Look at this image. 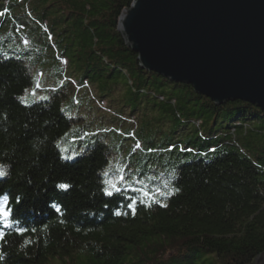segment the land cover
Masks as SVG:
<instances>
[{
    "label": "trees",
    "instance_id": "1",
    "mask_svg": "<svg viewBox=\"0 0 264 264\" xmlns=\"http://www.w3.org/2000/svg\"><path fill=\"white\" fill-rule=\"evenodd\" d=\"M132 1L0 0V203L11 209L0 221V264H252L264 250V158L247 154L234 133L256 120L264 127V111L240 100L215 105L142 69L117 30ZM55 29L62 51L50 56ZM42 80L37 90L47 96L24 102ZM81 89L85 102L70 99ZM110 97L118 127L98 126L75 158H62L59 139L76 122L67 111L101 109ZM263 127L252 131L264 136ZM124 167L132 186L159 187V202L141 203L138 192L106 196V178L114 183ZM125 196L137 201L134 214Z\"/></svg>",
    "mask_w": 264,
    "mask_h": 264
},
{
    "label": "water",
    "instance_id": "2",
    "mask_svg": "<svg viewBox=\"0 0 264 264\" xmlns=\"http://www.w3.org/2000/svg\"><path fill=\"white\" fill-rule=\"evenodd\" d=\"M117 30L142 69L264 111V0H133Z\"/></svg>",
    "mask_w": 264,
    "mask_h": 264
},
{
    "label": "rangeland",
    "instance_id": "3",
    "mask_svg": "<svg viewBox=\"0 0 264 264\" xmlns=\"http://www.w3.org/2000/svg\"><path fill=\"white\" fill-rule=\"evenodd\" d=\"M52 33H53L52 35H54L53 36L54 38L52 41H50L51 46L48 49L50 56L55 55L56 52L60 53L62 51V46H61V43L59 42V37H58V30L55 29V30H53ZM48 38H49V36H48ZM50 63H53V62H50ZM50 63L48 65H51ZM35 74H36V70L34 69V71H33L34 80H35V76H36ZM67 74L69 76L72 75L71 67L68 70ZM79 74L80 73H77L76 75L79 76ZM40 84H41V86L44 87L46 82L44 80H42L40 82ZM35 86H36V84L34 82V84L24 92V94L22 96V100L24 102L27 103V102L32 101V100L43 99V98H45V96H47L46 92L43 89L37 90V89H35ZM32 91H35V95H32ZM87 96H88V92L85 89H81L78 91L74 90L70 94V99L73 97H77V99L80 100L81 102H85V99ZM118 96H119V98H118V100H119L120 99L119 93H118ZM115 97L117 98V95ZM116 98H114V99H113V97L107 98L102 102V105L108 107V105L110 104V106L112 108H114V107L116 108L117 107L115 104ZM67 102H69V99L63 102V104H62L63 108H66ZM67 114H69V116H72L73 118H75L76 122H74L71 125V127L59 139V143H58L59 149L61 152V156L64 158H70V159L75 158L79 154V152L81 151V146H83L84 140L86 138H88L89 134L93 133L94 130L98 126H100V128H102L101 131H103L104 125L106 128H108V130L112 129L111 126L118 127V123H116L117 121L115 120V118H113V116H110L106 110L99 109L91 103L87 104V105H83L82 107H80L79 110H77L76 108H73V110L67 111ZM221 120H223V119H220V121ZM130 122L133 123L134 125H136V122L133 120V117L130 119ZM210 122L214 123V120H210ZM119 126H121V125H119ZM220 126H221V124H219V123L216 126H214L213 127V129L215 130L214 132L219 131ZM222 126L224 128H226L227 123H225V121H224ZM260 127H263V126L260 123H258V121L256 120L254 122L249 123L247 130H246L247 133L246 132L243 133L242 128H239L236 130V132H234L236 134V143L241 145V147L246 150L247 154H249L253 158H261V157L264 158V136H262L261 134H256L253 132L254 130L260 129ZM208 128H209V124H207L205 122L201 125V130L205 134L208 132ZM262 129L264 130V127ZM123 130L125 132H127L131 129H129L128 125H123ZM224 130H226V129H224ZM101 131H97V132H101ZM86 133H88V135H86ZM215 134L219 135V133H214L213 135H215ZM228 134L230 137H233L232 133L228 132ZM109 136L114 137V135L111 133H109ZM72 138H76V140H72ZM125 144L132 145V140L125 141ZM115 157H116V154H113L111 156L108 168H111V166H110L111 163L114 164ZM0 167H2V166H0ZM112 168H114V165L112 166ZM3 170H4V168H3ZM106 181H112V178H110V176H109L108 178H106ZM165 249H166L165 247H162V249L158 252L157 255H160L162 252H165L166 251ZM170 253L171 252H167L166 255H170ZM55 264H76V262L71 260L68 263H63V261L58 259Z\"/></svg>",
    "mask_w": 264,
    "mask_h": 264
},
{
    "label": "snow or ice",
    "instance_id": "4",
    "mask_svg": "<svg viewBox=\"0 0 264 264\" xmlns=\"http://www.w3.org/2000/svg\"><path fill=\"white\" fill-rule=\"evenodd\" d=\"M36 86L39 87V84L37 83ZM33 95H35V92H33ZM137 147H139V145H137ZM147 151L152 152L153 149L149 148V149H147ZM169 151H171V149H169ZM5 174L6 173L3 170V168L0 167V177L4 176ZM106 184H108L110 186V189H111V190H109L108 187H106L104 189L106 196L111 197L116 193L138 192L142 196V200L140 201L141 203H143L145 199L149 202H159L156 197L158 194H160V189H153L152 191H149L147 189L146 184H144V182L140 181V180L135 181V184L140 185L139 187L132 186L131 184L128 183V181L125 180L122 170H121V172L118 176V179L116 180L115 183H113L112 181H106ZM57 187L59 189H62V190H67V188L70 186L61 183V184L57 185ZM172 191H178V189H172ZM124 198L131 200V202L127 204V207L134 214L135 213V205H136L137 201L135 199H131L128 196H125ZM3 200H4V202H6L7 197H4ZM55 210L57 212L60 211L59 207H56ZM114 214L115 215H121L122 213L116 212ZM10 216H11V209L6 208L5 203H0V221H7ZM3 226L8 227L9 225L7 223H5ZM17 231L22 234L24 229H17Z\"/></svg>",
    "mask_w": 264,
    "mask_h": 264
},
{
    "label": "built area",
    "instance_id": "5",
    "mask_svg": "<svg viewBox=\"0 0 264 264\" xmlns=\"http://www.w3.org/2000/svg\"><path fill=\"white\" fill-rule=\"evenodd\" d=\"M63 65L66 66V62H63Z\"/></svg>",
    "mask_w": 264,
    "mask_h": 264
}]
</instances>
